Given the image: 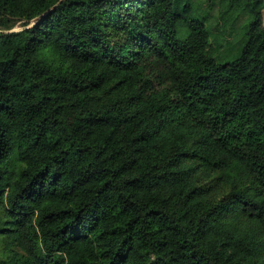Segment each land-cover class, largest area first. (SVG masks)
Returning a JSON list of instances; mask_svg holds the SVG:
<instances>
[{
	"label": "trees",
	"instance_id": "obj_1",
	"mask_svg": "<svg viewBox=\"0 0 264 264\" xmlns=\"http://www.w3.org/2000/svg\"><path fill=\"white\" fill-rule=\"evenodd\" d=\"M2 249L264 264V0H0Z\"/></svg>",
	"mask_w": 264,
	"mask_h": 264
},
{
	"label": "rangeland",
	"instance_id": "obj_2",
	"mask_svg": "<svg viewBox=\"0 0 264 264\" xmlns=\"http://www.w3.org/2000/svg\"><path fill=\"white\" fill-rule=\"evenodd\" d=\"M248 22L246 17H242L236 26L233 27L231 25L228 26L227 30H222L221 32H217L213 34L212 44L214 49L216 50L215 55L220 62L232 61L235 54L237 53L236 49L239 44L243 42V31L244 26ZM23 22H18L12 31H21L25 27H22ZM35 22L30 24L33 25ZM232 30V33H230ZM231 34V38H229ZM2 252H5L4 249L0 250V256Z\"/></svg>",
	"mask_w": 264,
	"mask_h": 264
},
{
	"label": "water",
	"instance_id": "obj_3",
	"mask_svg": "<svg viewBox=\"0 0 264 264\" xmlns=\"http://www.w3.org/2000/svg\"><path fill=\"white\" fill-rule=\"evenodd\" d=\"M35 24H33V25H31V26H28V27H26V28H30V27H32V26H34ZM12 32H14V31H12Z\"/></svg>",
	"mask_w": 264,
	"mask_h": 264
}]
</instances>
